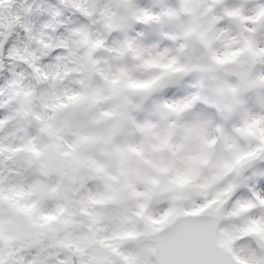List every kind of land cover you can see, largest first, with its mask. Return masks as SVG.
Instances as JSON below:
<instances>
[{
	"label": "clouds",
	"instance_id": "9594fccd",
	"mask_svg": "<svg viewBox=\"0 0 264 264\" xmlns=\"http://www.w3.org/2000/svg\"><path fill=\"white\" fill-rule=\"evenodd\" d=\"M0 264H264V0H0Z\"/></svg>",
	"mask_w": 264,
	"mask_h": 264
}]
</instances>
